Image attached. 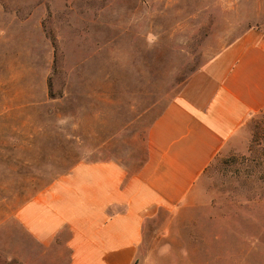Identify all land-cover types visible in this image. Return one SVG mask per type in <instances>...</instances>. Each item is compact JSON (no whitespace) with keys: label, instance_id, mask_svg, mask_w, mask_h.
Instances as JSON below:
<instances>
[{"label":"rangeland","instance_id":"1","mask_svg":"<svg viewBox=\"0 0 264 264\" xmlns=\"http://www.w3.org/2000/svg\"><path fill=\"white\" fill-rule=\"evenodd\" d=\"M264 0H0V264H66L14 219L79 161L139 162L153 119ZM159 217L137 264H264V109Z\"/></svg>","mask_w":264,"mask_h":264},{"label":"crops","instance_id":"2","mask_svg":"<svg viewBox=\"0 0 264 264\" xmlns=\"http://www.w3.org/2000/svg\"><path fill=\"white\" fill-rule=\"evenodd\" d=\"M264 109V32L245 31L153 119L142 159L79 161L36 191L15 221L66 264H137L159 217L192 206L205 171Z\"/></svg>","mask_w":264,"mask_h":264}]
</instances>
